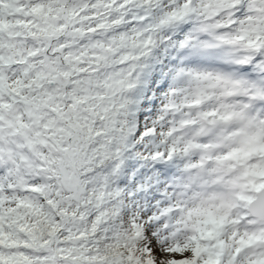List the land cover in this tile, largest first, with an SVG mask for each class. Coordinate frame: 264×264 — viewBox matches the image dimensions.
<instances>
[{"label": "snow or ice", "instance_id": "6c2138e0", "mask_svg": "<svg viewBox=\"0 0 264 264\" xmlns=\"http://www.w3.org/2000/svg\"><path fill=\"white\" fill-rule=\"evenodd\" d=\"M0 264H264V0H0Z\"/></svg>", "mask_w": 264, "mask_h": 264}]
</instances>
